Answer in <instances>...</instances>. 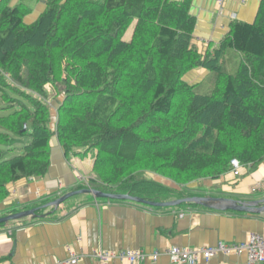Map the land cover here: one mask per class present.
I'll list each match as a JSON object with an SVG mask.
<instances>
[{
	"label": "trees",
	"instance_id": "1",
	"mask_svg": "<svg viewBox=\"0 0 264 264\" xmlns=\"http://www.w3.org/2000/svg\"><path fill=\"white\" fill-rule=\"evenodd\" d=\"M30 11L0 5V206L11 184L47 175L53 138L67 161L94 154L80 189L153 202L145 173L185 185L217 180L232 159L251 170L264 161V0L253 24L231 23L204 56L187 3L47 0L27 25ZM228 52L240 55L231 73ZM198 68L211 75L206 94L182 81ZM49 85L63 99L55 121Z\"/></svg>",
	"mask_w": 264,
	"mask_h": 264
},
{
	"label": "crops",
	"instance_id": "2",
	"mask_svg": "<svg viewBox=\"0 0 264 264\" xmlns=\"http://www.w3.org/2000/svg\"><path fill=\"white\" fill-rule=\"evenodd\" d=\"M46 1L9 0V6L19 4L23 10H31L23 18L29 25L44 11ZM167 1L188 4V14L194 20L191 44L202 56L218 48L228 36L231 23L253 24L261 4V0H223L219 8L218 0ZM123 40L126 39L123 37ZM233 54L236 53L228 52L224 57L227 59ZM198 75L204 78L207 73L204 69L193 70L188 80ZM50 147L51 164L45 178L36 182L20 180L11 185L10 196L0 206V217L40 208L57 199L58 194L71 192L79 179L91 175L93 153L87 154L84 160L71 157L84 173L82 176L65 159L55 138L51 139ZM212 185L216 188L210 191L208 187ZM199 186L185 194L245 202L261 200L264 198V161L240 178L235 179L229 172L213 182L205 181L204 187ZM78 196L68 199L56 210L39 211V215L48 213L43 218H25L0 226V264H53L74 256L78 257L76 264H101L94 259L99 247L108 251L140 250L149 255L156 251L160 254L156 261L147 259L138 264H172L164 254L170 247L199 249L217 243L238 244L250 234L264 237V213L219 212L191 204L155 208L128 201L94 199L91 195ZM183 198L163 196L157 202ZM41 202L45 204L34 207ZM198 264H246V257L218 254Z\"/></svg>",
	"mask_w": 264,
	"mask_h": 264
},
{
	"label": "built area",
	"instance_id": "3",
	"mask_svg": "<svg viewBox=\"0 0 264 264\" xmlns=\"http://www.w3.org/2000/svg\"><path fill=\"white\" fill-rule=\"evenodd\" d=\"M222 2L223 0H218L219 8ZM243 168L244 166L236 160H231L229 172L234 177H239ZM248 168L249 166H245V169ZM164 254L172 264H198L199 261H208L218 254L225 256L231 254L244 255L246 257V264H264V237L250 234L244 242L238 244L225 245L223 243H217L215 246L202 247L199 249L170 247ZM159 255V252L156 251L149 255L140 250L108 251L99 247L94 252V259L101 264H109L113 261L138 264L147 259L156 261ZM77 262L78 257L74 256L69 260L56 261L53 264H76Z\"/></svg>",
	"mask_w": 264,
	"mask_h": 264
},
{
	"label": "rangeland",
	"instance_id": "4",
	"mask_svg": "<svg viewBox=\"0 0 264 264\" xmlns=\"http://www.w3.org/2000/svg\"><path fill=\"white\" fill-rule=\"evenodd\" d=\"M134 22L132 23V25H130L129 26V28L127 29V31L125 32V34H127V32H128V34H127V36H125V34H124V39H126L125 41H129L130 40V38L132 37V33H133V29H134ZM131 31V32H130ZM127 38H129V40L127 39ZM236 55H238L237 53L236 54H233V56H232V58H233V60H234V58H235V60H234V62H228V63H226V69H227V71L228 72H233L234 71V69H235V67H236V65H237V63H238V60H239V56H236ZM198 69H200V68H198ZM194 70H197V69H194ZM191 72H193V70L192 71H190V72H188V73H186L184 76H183V78H182V81L184 82V83H186V84H188L189 85V87H192V88H194V91H196L197 93H200V94H206L209 90H210V88H211V75L205 70V72L207 73V75L203 78V76L202 75H198V76H195V78L194 79H189L188 80V75L191 73ZM198 81V82H197ZM196 82V83H195ZM47 90L49 91V97H48V100H47V104H49V109H50V112H51V116H52V119L55 121V119H56V110H57V108H58V105L59 104H61L62 103V101H63V99H62V96L61 95H57V93L55 92V91H53V89H52V86H47ZM129 94H131V91H129ZM12 96V95H11ZM7 107V104H5L4 102H3V100H1L0 99V117H1V115H4L5 114V112H3L4 110L3 109H5ZM14 107V106H13ZM12 110H15L14 108H12ZM9 113H10V111H9ZM56 139V138H55ZM16 141H19V140H16ZM29 142V137L28 136H26V137H24V138H22L21 139V146H20V148L22 147V146H24V145H26L27 143ZM16 146H19L18 144L16 145ZM10 149V148H9ZM16 149V148H15ZM13 150V148H11V151ZM20 150V149H19ZM15 153H17V150H15V152L14 151H12L11 153H9L8 154V156H7V154H6V156H5V159H7V158H9V157H11L12 155H14ZM19 154V153H18ZM72 159L73 158H70L69 159V163L79 172V174H81L82 176H84V173L79 169V165L77 164V163H75V161L73 160L72 161ZM79 160H84V158H78ZM232 160H235V159H232ZM237 161V160H236ZM231 162V161H230ZM238 162V161H237ZM239 163V162H238ZM51 164V163H50ZM259 166V165H258ZM257 166V167H258ZM256 167V168H257ZM253 170V169H252ZM251 169H245V166H244V168L241 170V175L239 176V177H234L235 179H237V178H240V177H242L243 176V174L244 175H247V174H250L251 173V171H252ZM243 171H245L244 173H243ZM48 172H49V170H48ZM229 173V172H228ZM227 174V173H226ZM226 174H224V175H226ZM224 175H222V176H224ZM221 176V177H222ZM90 177H91V175L88 177V178H81V179H79L80 181H79V183L75 186V187H73L70 191H75V189L74 188H79L78 190H81L80 188H82V187H87V180L88 179H90ZM221 177H219V178H221ZM45 178V177H44ZM142 179H144V180H146V181H148V183H150L151 184V188H152V190L153 191H155V190H159V193L157 194V195H152V196H155V198H157V200H161V198L164 196H173V197H177V198H183V197H185V196H187V197H189L187 194H185L188 190H194V189H192V188H197V187H200L199 185H201V186H203V184H204V182L205 181H210V182H213V181H215V180H213V179H209V178H206V179H200V180H196V181H193V182H190V183H188V184H185V185H178V184H176V183H174V182H172L171 180H169V179H166V178H164V177H162V176H159V175H157V174H154V173H145V175H143L142 177H141ZM218 178V179H219ZM217 179V180H218ZM37 180H39V179H35V178H33V180L32 181H34V182H36ZM15 183H17V182H15ZM15 183H13V184H15ZM13 184H11V185H13ZM193 184H196V185H198V186H194ZM10 185V186H11ZM10 186L8 187V197L10 196ZM216 185H212V187H208V189L211 191V189L212 190H215V187ZM161 187V188H160ZM204 187V186H203ZM113 190V192H115L117 195H125V194H123V193H125L124 192V190H121V189H112ZM77 191V190H76ZM189 192V191H188ZM65 194V193H64ZM64 194H62V195H64ZM61 194H58V196L57 197H55V198H58V197H60V196H62ZM77 197H79V196H77ZM7 199V198H6ZM169 202V201H168ZM36 202H34V203H31V204H35ZM43 204H45V203H42L41 202V204H39V205H34V207H37V206H41V205H43ZM26 206H29V205H26ZM30 207H32V206H30ZM30 207H28V208H30ZM20 212V211H19ZM11 215V214H10ZM8 216V215H7ZM5 217V216H4Z\"/></svg>",
	"mask_w": 264,
	"mask_h": 264
},
{
	"label": "water",
	"instance_id": "5",
	"mask_svg": "<svg viewBox=\"0 0 264 264\" xmlns=\"http://www.w3.org/2000/svg\"><path fill=\"white\" fill-rule=\"evenodd\" d=\"M25 130V128H24ZM78 195H91L94 199H105V200H113V201H128L136 204L145 205L148 207H160V208H172L178 207L183 204H191L196 206L207 207L214 211L219 212H238L245 214H261L264 213V198L256 201H237L223 198H215V197H188L179 200L169 201V202H153L147 201L138 197H133L128 194L125 195H117L111 193H103L101 191H96L92 189H81L77 191L68 192L54 201L49 202L48 204L41 206L40 208H35L27 211H22L18 213H14L5 217H0V226L6 225L11 221H18L25 218H43L48 215L45 213L44 215H39V211L43 210H56L61 204H63L68 199L78 196Z\"/></svg>",
	"mask_w": 264,
	"mask_h": 264
}]
</instances>
